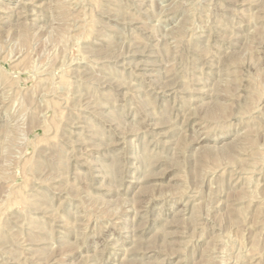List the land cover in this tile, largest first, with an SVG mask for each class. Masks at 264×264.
<instances>
[{"label":"rangeland","instance_id":"1","mask_svg":"<svg viewBox=\"0 0 264 264\" xmlns=\"http://www.w3.org/2000/svg\"><path fill=\"white\" fill-rule=\"evenodd\" d=\"M0 264H264V0H0Z\"/></svg>","mask_w":264,"mask_h":264},{"label":"bare ground","instance_id":"2","mask_svg":"<svg viewBox=\"0 0 264 264\" xmlns=\"http://www.w3.org/2000/svg\"><path fill=\"white\" fill-rule=\"evenodd\" d=\"M60 5H61V3H60ZM114 6V5H113ZM62 8V7H61ZM118 8V7H117ZM117 8H116V10H117ZM65 10V9H64ZM63 15V14H62ZM262 15H263V13H262ZM77 19V18H76ZM72 20V19H71ZM78 25H80V24H78ZM65 27V26H64ZM80 29V28H79ZM59 32V31H58ZM63 32V31H62ZM80 34V33H79ZM78 34V35H79ZM62 36V35H61ZM128 39H130V38H128ZM154 52V51H153ZM154 54V53H153ZM154 57V56H153ZM101 71V70H100ZM102 74H103V71H102ZM108 74V73H107ZM109 74H111V73H109ZM119 74V73H118ZM120 75V74H119ZM106 76V75H105ZM114 76V75H113ZM84 77V76H83ZM105 78V77H104ZM110 79V78H109ZM87 80H88V78H87ZM112 80H113V78H112ZM122 80V79H121ZM111 83H113V82H111ZM120 84H122V83H120ZM219 88V87H218ZM135 92V91H134ZM148 102V101H147ZM146 102V103H147ZM145 106H146V104H145ZM104 107V106H103ZM113 108V107H112ZM111 109V108H110ZM224 109V108H223ZM213 114V113H212ZM180 133V132H179ZM92 138V137H91ZM53 150H54V148H53ZM61 151V150H60ZM56 154V153H55ZM62 157V156H61ZM217 157V156H216ZM215 160H216V158H214ZM251 161V160H250ZM215 162H217V161H215ZM56 163V162H55ZM110 165V164H109ZM252 170H253V168H252ZM4 174V173H3ZM251 190V189H250ZM47 201V200H46ZM260 210V209H259ZM233 215H235V214H233ZM239 215V214H238ZM237 215V216H238ZM241 216V215H240ZM30 219V218H29ZM234 219V218H233ZM236 219H237V217H236ZM240 219V218H239ZM238 220V219H237ZM236 220V221H237ZM162 229V228H161ZM255 235V234H254ZM255 237V236H254ZM256 239V238H255ZM255 242V241H254ZM216 243V242H215ZM211 259V258H210Z\"/></svg>","mask_w":264,"mask_h":264}]
</instances>
